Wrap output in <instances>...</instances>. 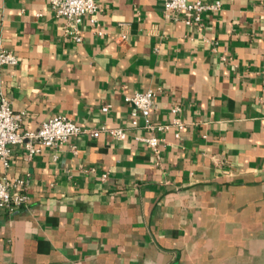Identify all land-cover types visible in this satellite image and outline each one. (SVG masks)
Returning <instances> with one entry per match:
<instances>
[{
	"label": "crops",
	"instance_id": "crops-1",
	"mask_svg": "<svg viewBox=\"0 0 264 264\" xmlns=\"http://www.w3.org/2000/svg\"><path fill=\"white\" fill-rule=\"evenodd\" d=\"M202 1L220 6L186 24L192 13L174 20L153 0H96L98 28L85 15L77 43L48 0H0L17 57L0 93L24 112L20 131L54 115L127 129L31 156L12 146L0 174L28 199L0 212V264H264V0ZM145 90L152 122L176 106L185 122L154 133L158 158L129 127L124 97Z\"/></svg>",
	"mask_w": 264,
	"mask_h": 264
},
{
	"label": "built area",
	"instance_id": "built-area-1",
	"mask_svg": "<svg viewBox=\"0 0 264 264\" xmlns=\"http://www.w3.org/2000/svg\"><path fill=\"white\" fill-rule=\"evenodd\" d=\"M160 2L163 10L170 18L177 20L178 13L181 11L192 13L191 19H184L186 24L200 23L202 15L207 11H215L219 8V1L214 3H205L202 0H153ZM49 6L56 17L65 21L64 33L72 40L79 43L82 40L81 23L85 15L91 16V22L98 28L94 19L97 12L96 0H48ZM97 33L101 34L100 30ZM125 38V35H121ZM17 57L10 50L1 45L0 40V69L6 65H15ZM124 100L131 104L133 109L130 112L129 127L142 129L151 133L150 136L141 138L149 147L153 154L158 158L159 144L161 139L154 136V133L174 128L176 136L185 127L178 113L180 107L171 109L174 117L169 124H156L152 122L150 114L155 109L154 92L145 90L135 92L130 96L124 97ZM107 111L108 107H102ZM24 112L14 111L9 99L0 93V162L4 170L10 166L12 157V146L21 144L31 156L40 150V147H48L56 150L62 143H66L72 136L80 134H89L92 137H98L105 133L114 140H122L126 137L127 129L124 127L101 126L98 129H89L81 127L72 122L64 115H54L44 120L35 131L21 132L20 127L24 118ZM143 123L140 124L139 120ZM56 157V156H54ZM106 177L102 175V179ZM26 182L23 179L9 177L6 173L0 174V212L13 213L17 208L27 202L28 196L25 192Z\"/></svg>",
	"mask_w": 264,
	"mask_h": 264
}]
</instances>
